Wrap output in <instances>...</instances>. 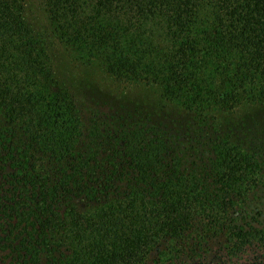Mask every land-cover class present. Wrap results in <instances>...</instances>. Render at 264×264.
<instances>
[{"label":"trees","instance_id":"16d2710c","mask_svg":"<svg viewBox=\"0 0 264 264\" xmlns=\"http://www.w3.org/2000/svg\"><path fill=\"white\" fill-rule=\"evenodd\" d=\"M0 0V264H264V0ZM63 45L152 104L85 106Z\"/></svg>","mask_w":264,"mask_h":264},{"label":"rangeland","instance_id":"374dc122","mask_svg":"<svg viewBox=\"0 0 264 264\" xmlns=\"http://www.w3.org/2000/svg\"><path fill=\"white\" fill-rule=\"evenodd\" d=\"M44 0H26L30 21L39 31L50 30V23L43 4ZM58 78L66 83L71 92L85 106L102 107V101L109 105L124 101H145L152 104L159 96V86L138 84L128 88L111 81L100 61L80 62L74 60L71 52L58 44L54 57Z\"/></svg>","mask_w":264,"mask_h":264}]
</instances>
